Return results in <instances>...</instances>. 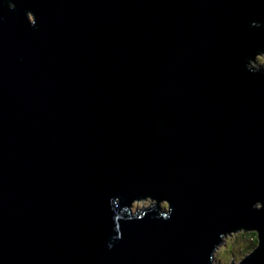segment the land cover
Segmentation results:
<instances>
[{"label":"water","instance_id":"95a60500","mask_svg":"<svg viewBox=\"0 0 264 264\" xmlns=\"http://www.w3.org/2000/svg\"><path fill=\"white\" fill-rule=\"evenodd\" d=\"M0 19L3 264H206L218 230H259L264 261V0H12ZM39 29L29 33L23 10ZM11 15V14H10ZM156 119L167 128L156 131ZM149 194L167 221L112 213Z\"/></svg>","mask_w":264,"mask_h":264},{"label":"clouds","instance_id":"9594fccd","mask_svg":"<svg viewBox=\"0 0 264 264\" xmlns=\"http://www.w3.org/2000/svg\"><path fill=\"white\" fill-rule=\"evenodd\" d=\"M13 5L12 0H0V19H16L17 13ZM23 16L27 24L26 30L29 33L36 32L39 29V24L36 22L34 13L25 8ZM245 26L252 30H264V23L258 20H248ZM241 64L247 73L264 78V48L255 47L249 55L242 57ZM153 128L156 131L165 130L167 120L156 119ZM107 207L112 213L113 226V234L108 237L105 244L108 249L113 247L115 241L122 239L118 221H140L146 215H150V219L157 221L155 226L159 227V222L167 221L173 213V208L168 199H156L149 194L137 195L131 198L126 205H121L118 196H110L107 199ZM242 207L258 212L264 209V202L256 199L243 204ZM259 245L260 238L257 228L246 227L242 224L223 228L215 233L208 244L205 256L206 264H244L253 256ZM0 264H3V260H0ZM261 264H264V261H261Z\"/></svg>","mask_w":264,"mask_h":264}]
</instances>
